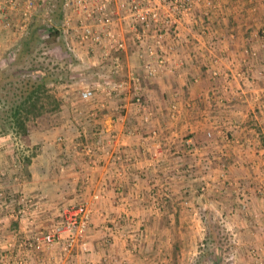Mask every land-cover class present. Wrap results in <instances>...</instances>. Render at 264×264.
Instances as JSON below:
<instances>
[{
  "label": "crops",
  "instance_id": "0c3cea01",
  "mask_svg": "<svg viewBox=\"0 0 264 264\" xmlns=\"http://www.w3.org/2000/svg\"><path fill=\"white\" fill-rule=\"evenodd\" d=\"M218 1L220 13L213 23L216 50L207 49L210 39L188 35L177 67L156 79H142V94L155 115L152 127L161 133V148L155 153L165 162L162 167L144 170L151 155L146 153V129L140 127L135 105L128 102L120 108L117 101L92 121L86 114L99 107V101L86 106L68 85L57 87L61 110L53 129H35L27 140L0 134V264H106L112 260L115 264H188L211 219L221 228L226 223L240 244L245 236L253 238L257 246L264 245V196L258 194L264 188V111L260 108L264 102V50L257 38L264 29V0ZM229 34L235 38L231 40ZM245 49L259 54L251 61L257 81L247 87L234 79ZM215 57L221 60L225 78H213L209 72ZM133 62L139 65L137 74L142 77L140 62ZM220 98L237 101L221 108ZM96 126L107 132L106 149L92 156L87 150L94 147ZM111 135H116V141L110 146ZM185 139L203 147V155L187 158ZM17 141L25 146L16 147ZM119 151L133 162H116L113 155ZM222 155L226 156L223 160ZM26 158L31 160L29 165ZM212 158L214 164L208 166ZM187 167H193L192 176L184 174ZM221 171L227 172L229 180L209 201L206 218L194 217L191 211L201 204L195 194L197 186L218 178ZM249 182L255 200L250 211L242 213L238 185L252 191ZM163 189H168V198H161ZM22 192L40 207L35 210L31 205L24 217L20 215ZM187 194L196 207L182 206ZM82 203L92 212L87 251L79 246L64 254L59 244L39 252L26 247L34 231L47 223L46 227L60 224L65 207ZM217 212L223 220L212 217ZM228 220L232 221L229 226Z\"/></svg>",
  "mask_w": 264,
  "mask_h": 264
},
{
  "label": "built area",
  "instance_id": "2783aa9c",
  "mask_svg": "<svg viewBox=\"0 0 264 264\" xmlns=\"http://www.w3.org/2000/svg\"><path fill=\"white\" fill-rule=\"evenodd\" d=\"M53 0H0V47L3 39H20L28 31L33 20L38 16L39 11L47 5H52ZM218 0H64V20L60 30L67 43L70 52L79 61L82 72H90L98 66L113 64L121 67L125 58H128L131 44L137 48L140 66L143 71V78L139 75L131 76L128 80L121 81H98L82 83L79 92V100L86 106L93 105L99 101V107L88 109L87 116L93 121L97 120L98 112L105 111L111 104H117L124 108L126 103L135 105L139 113L140 127L146 129V153L151 156L148 165L144 170L162 167L165 163L161 161L155 150L161 148V133L152 127L154 112L149 109L142 94V79L152 80L167 74L172 68L179 64V57L182 55V45L188 41V35H195L201 39L208 40L206 47L209 51L216 50L217 41L214 39L213 23L219 13L221 5ZM257 38L260 39V47L264 50V29L260 31ZM258 52L252 49H245L243 52L242 67L235 74V80L244 87L251 86L257 81L252 74L253 64L251 61L258 59ZM219 58L212 60L213 68L209 69L213 78H225L221 70ZM197 79H195V82ZM105 93L104 99H98L99 93ZM242 94H245L243 92ZM221 108L236 103V98L217 100ZM118 106V107H119ZM264 111V102L261 105ZM174 110H177L174 107ZM84 116L83 112H79ZM79 119V117H77ZM93 123V122H92ZM91 123V124H92ZM94 129V127H93ZM228 128H225L227 130ZM141 129L138 130L140 133ZM222 131V130H221ZM220 131V132H221ZM145 132V131H143ZM96 135L94 147L87 150L89 155L106 149L104 140L107 132L103 129H94ZM207 136L212 138V132ZM151 139V142L149 140ZM59 141H63L62 138ZM110 146L116 141V135L109 137ZM203 147L192 144L190 139L184 140L186 157L189 155H203ZM183 155L180 156V158ZM116 162L130 164L132 158L125 152H117L113 155ZM226 156H220L225 159ZM214 158L210 159L208 166L214 164ZM219 162V161H218ZM222 167L225 164L220 162ZM167 171L168 166L163 167ZM193 168V167H192ZM188 168L184 174L193 175V169ZM209 170V167H206ZM206 168L204 169L206 172ZM179 171V170H177ZM264 173V164L262 166ZM158 175V172L156 173ZM211 181L203 180L197 186L196 196L200 200V206L192 210L191 214L203 219L206 217L209 201L220 193L221 185L228 181L227 172L221 171ZM182 180V178H178ZM195 179H197L195 177ZM167 180V179H166ZM167 182V181H166ZM255 193V192H254ZM253 193V194H254ZM161 198H168V189H163ZM264 196V188L258 193ZM237 196L240 201V212H249L252 191L249 187L238 185ZM190 195L187 194L182 201L186 209L196 207L191 205ZM98 199V196L96 197ZM34 209L40 207L26 196L21 197V214H28L29 207ZM158 208V203H156ZM162 207V206H161ZM91 209L86 203L65 207L60 213V226H54L48 232L42 233L35 241L28 243L26 247L33 251H42L54 244H62L63 250L69 251L76 245L88 249V235L92 225ZM218 216L220 212L216 213ZM146 238L148 235L145 236ZM256 256V255H254ZM18 264H22L19 262ZM106 264H115L109 261ZM256 264H262L259 259Z\"/></svg>",
  "mask_w": 264,
  "mask_h": 264
},
{
  "label": "trees",
  "instance_id": "16d2710c",
  "mask_svg": "<svg viewBox=\"0 0 264 264\" xmlns=\"http://www.w3.org/2000/svg\"><path fill=\"white\" fill-rule=\"evenodd\" d=\"M63 1L53 0L52 5L39 11L27 33L6 52V63L0 65V132L20 140H27L35 129L55 127L61 102L52 86L69 84L80 72L75 69L79 61L60 30ZM89 74L85 78L91 79L92 72ZM25 163L29 165L30 158ZM198 264H211L208 255L200 257Z\"/></svg>",
  "mask_w": 264,
  "mask_h": 264
},
{
  "label": "rangeland",
  "instance_id": "374dc122",
  "mask_svg": "<svg viewBox=\"0 0 264 264\" xmlns=\"http://www.w3.org/2000/svg\"><path fill=\"white\" fill-rule=\"evenodd\" d=\"M220 13V11H219ZM215 20V19H213ZM230 36L231 40H233L235 37L232 35H228ZM9 41L5 42L2 40L1 42V47H0V65H4L6 63V52H8L13 46L14 44L18 41L16 39H8ZM134 45L131 44L130 49H129V58H125L124 62L122 63L121 67H116L113 64H104L103 66H98L97 68H95L94 70L90 71L92 72L90 78L91 79H87L85 78L86 75H90L87 72L82 73L81 71V67H80V63H76L77 65H75V69L77 71L80 72H76V75L74 76V79L72 81L69 82V84H66L69 86H71L73 89V93L75 97H78L77 95H79L80 90L82 89V83L84 81V83L86 82H98V81H104V80H109V81H121V80H128L131 76H136L139 74V69H137L138 66L135 65V63L133 62V60L138 59V61L140 62L139 57H136V53H137V48L133 47ZM55 53V50H54ZM77 59V58H75ZM78 61V60H77ZM140 64V63H139ZM212 64L210 63V66ZM124 67H132L130 69H128V71H131L130 74L128 73L127 70H125ZM136 71V72H134ZM89 72V73H90ZM83 74V75H82ZM84 79V80H83ZM52 90L54 92V94L57 96V87L60 86H52ZM104 97V93H99L98 94V99L101 98L103 99ZM0 134H4L7 135L4 132H0ZM11 135V134H10ZM14 136V135H13ZM17 145L18 146H25V144H21L17 141ZM21 149V147H20ZM15 156V154H14ZM14 162L16 161V158L14 157ZM262 171V170H261ZM263 172V171H262ZM264 174V173H263ZM247 179H249V177L246 176ZM250 180V179H249ZM251 181V180H250ZM250 184V182H249ZM251 187V184H250ZM252 189V196H253V188ZM22 194L21 196H23L25 193H20ZM254 198H251V203L252 201H254ZM250 211V210H249ZM24 217V216H22ZM213 218H219V220H223L222 218L224 217H220V216H212ZM38 219L36 222H39V218H35V220ZM33 221V219H31ZM52 222H56V218H51ZM206 220V219H205ZM232 220V219H231ZM211 224L212 227H208V230H206L205 232H203L204 237L202 236V241L199 245V249L194 252V254L191 255V257L193 259H190L188 261V264H198L199 263V259L200 257H205L208 255L209 257V262L211 264H256V262L259 261L264 264V245L260 244V246H257L256 244H253V238L252 239H248L245 238V236H242V239H246L245 242L242 241V244L239 243V238H236V235L233 233V231L229 230L228 227L226 228V223L222 224V227L224 226V228H221V225H218V223L215 222V219H211ZM233 221V220H232ZM232 221L228 220V226L231 225L230 223H232ZM48 224V223H47ZM45 224V225H47ZM57 224V225H56ZM42 226L41 230L38 231H34L33 232V237L30 240H26L27 243H31L33 241H35V239L37 237H41L42 233H46L49 231V229H51L54 226H60V224L58 223H53L50 226ZM126 226V224H125ZM123 226V227H125ZM92 227V225H91ZM90 227V229H91ZM217 228V229H216ZM217 230L219 231V235H217ZM29 231V230H28ZM90 231V230H89ZM224 232V233H223ZM233 234V235H232ZM146 234L144 235V239H147ZM218 241V242H217ZM24 242V241H23ZM56 245V244H54ZM62 246V244H59ZM63 247V246H62ZM79 247V245H76L74 248L70 249L69 251H64V254H71L73 252V250L75 248ZM47 249V248H46ZM31 252H34L33 250L30 249ZM210 254V255H209ZM256 255V256H254ZM204 260H208V258H203ZM203 263H206L204 261H202ZM163 264H166V262H164Z\"/></svg>",
  "mask_w": 264,
  "mask_h": 264
}]
</instances>
